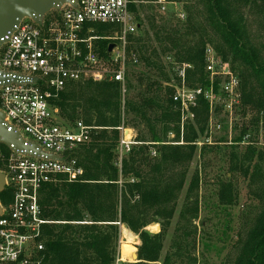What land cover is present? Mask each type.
<instances>
[{"label": "trees", "instance_id": "trees-1", "mask_svg": "<svg viewBox=\"0 0 264 264\" xmlns=\"http://www.w3.org/2000/svg\"><path fill=\"white\" fill-rule=\"evenodd\" d=\"M191 1V7L202 21L192 24L190 19L183 25L185 32L171 25L158 27L153 18L147 17L143 35L129 37V50L136 53L137 62L148 71L145 77L137 78V106L125 102L124 113L127 110L133 116V123L142 126L145 132H140L135 140L143 145L133 146L120 163L116 152L117 128L121 125L117 83L71 85L56 101L65 121L82 120L98 131L92 133L88 144L77 150L82 175L72 183L47 186L41 193L42 216L53 222L43 228L42 264H114L120 226L139 242L137 259L129 264H196L195 259L183 255L188 247L181 240L183 235L195 233L196 227L181 224L174 230L173 251L160 261L164 237L185 180L186 164L193 155V146H177L166 141L169 132L178 136L180 126L161 56L171 54L173 62L193 65L198 72L192 79V72L187 71V83L209 89L203 56L210 46L205 45L202 37L192 44L182 38L213 34L222 60L230 58L242 68L238 77L243 117L249 110L264 120V30L261 28L264 0ZM129 8L134 12L132 3ZM136 20L140 29L142 24L138 17ZM104 31L103 27L95 26L93 35L97 37L96 51L105 57L109 41ZM172 72V78L179 82L174 67ZM217 90L218 82L214 80L212 91ZM199 100L201 105L207 104L202 98ZM245 128L242 126L240 131ZM200 130L203 131L202 127ZM186 131L185 142H194L193 129L187 127ZM151 151L155 156H151ZM11 198L9 188L0 192L1 205L9 204ZM156 224L160 227L157 234L146 231ZM124 247L123 260L133 255V251ZM234 264H264V212Z\"/></svg>", "mask_w": 264, "mask_h": 264}, {"label": "built area", "instance_id": "built-area-1", "mask_svg": "<svg viewBox=\"0 0 264 264\" xmlns=\"http://www.w3.org/2000/svg\"><path fill=\"white\" fill-rule=\"evenodd\" d=\"M131 0H72L46 13L35 22L22 18L1 39L0 74L9 78L0 82V113L8 131H15L24 145L35 152H17L0 142V161L4 189L9 188L11 201L0 204V264H42L43 228L52 224L43 218L39 205L42 191L50 185L75 182L82 169L77 150L91 140L94 127L82 120H63L56 106L60 95L75 84L117 83L121 96V113L125 105L127 69L136 65L137 57L129 50V37L138 29L129 6ZM160 13L166 11V0H156ZM183 20V13L178 14ZM118 27V33L107 38L113 49L100 56L93 35L95 26ZM204 71L210 82L209 91L196 87L176 88L172 102L181 115L196 106L198 98L212 102L214 80L221 81V93L232 105L239 104L238 76L226 62L207 47ZM183 65L176 69L179 82L186 78ZM118 163L136 142L121 124L117 128ZM183 130V127H182ZM151 156L155 152L151 151ZM119 257L114 264H125Z\"/></svg>", "mask_w": 264, "mask_h": 264}, {"label": "rangeland", "instance_id": "rangeland-1", "mask_svg": "<svg viewBox=\"0 0 264 264\" xmlns=\"http://www.w3.org/2000/svg\"><path fill=\"white\" fill-rule=\"evenodd\" d=\"M131 1L134 9L132 13L142 24L133 37L142 36L147 30L145 22L147 17L153 18L158 27L171 25L181 29L182 33L185 32L182 28L187 21L193 20L192 24L202 21L200 14L191 7L193 4L191 0H166L164 13H160L156 0ZM179 13H183V20L179 19ZM98 26L103 27L107 38L118 33L116 26ZM261 28L264 30V24ZM254 30L256 33L257 28L254 27ZM199 37H202L205 45L210 46L220 57L219 43L213 34L208 33L207 36L201 33L192 34L183 37L182 40L192 44ZM220 59L222 60L221 57ZM161 61V66L170 79L168 85L172 88L171 96L176 88L184 87L188 90L196 88L197 85L188 84L186 78L184 83L176 82L172 78L173 67L177 69L186 65L188 67L185 71H191L193 79L198 72L193 65L175 63L171 54L161 56ZM224 62L232 73L239 76L242 68L238 64L231 62L230 58ZM147 71L140 63L127 69L124 84L125 102L137 106L136 94L139 90L137 78L145 77ZM204 74L207 75L205 71ZM215 81L218 82V90L211 103L201 105L199 99L202 97L198 98L196 106L190 111L192 115L186 113L182 116L175 108L179 117L177 122L180 126L179 134L177 136L169 132L166 136V141L172 145L193 146V155L186 164L185 180L164 237L160 261L167 253L173 251L171 242L175 237L174 230L181 224L196 227L195 233L183 235L181 238L188 247L184 256L195 259L196 264H234L236 257L244 249L251 230L264 212V120L255 111L249 110H246L247 114L243 117L240 107V84L239 104L232 105L229 109V101L220 91L222 83L219 80ZM165 86L166 84H163V87ZM202 90L209 91L208 88ZM124 111L121 113V124L131 132L135 141L139 133H144L145 130L142 126L137 127L132 121L133 116L127 110L126 113ZM242 126H246L243 132L240 131ZM187 127L194 131L195 139L192 143L185 142ZM95 131L98 130L94 129L93 132ZM136 144L143 145L137 142ZM159 230L158 224L146 229L150 234H157ZM128 232L125 227H119L117 257L121 259L124 246L136 254V247L139 245L138 238ZM129 234L132 235L131 238ZM134 260V257L127 256L122 262L129 264L134 263Z\"/></svg>", "mask_w": 264, "mask_h": 264}, {"label": "water", "instance_id": "water-1", "mask_svg": "<svg viewBox=\"0 0 264 264\" xmlns=\"http://www.w3.org/2000/svg\"><path fill=\"white\" fill-rule=\"evenodd\" d=\"M72 0H0V45L1 39L13 30L18 22L24 17H30L39 23L40 19L49 11L60 8L65 3ZM113 49V45L108 46V53ZM9 78L0 74V82H6ZM0 142L7 146H13L17 152H35L34 148L24 145L19 135L8 128L2 122L0 113ZM4 177L0 173V192L4 189ZM134 261L137 256L133 254Z\"/></svg>", "mask_w": 264, "mask_h": 264}, {"label": "crops", "instance_id": "crops-1", "mask_svg": "<svg viewBox=\"0 0 264 264\" xmlns=\"http://www.w3.org/2000/svg\"><path fill=\"white\" fill-rule=\"evenodd\" d=\"M132 257H133V255H132Z\"/></svg>", "mask_w": 264, "mask_h": 264}]
</instances>
